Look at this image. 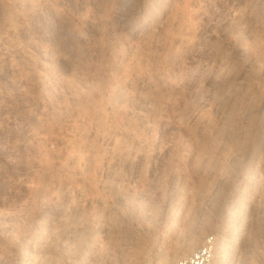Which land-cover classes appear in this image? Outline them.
Here are the masks:
<instances>
[{
	"label": "rangeland",
	"instance_id": "obj_1",
	"mask_svg": "<svg viewBox=\"0 0 264 264\" xmlns=\"http://www.w3.org/2000/svg\"><path fill=\"white\" fill-rule=\"evenodd\" d=\"M208 234L264 264V0H0V264Z\"/></svg>",
	"mask_w": 264,
	"mask_h": 264
},
{
	"label": "built area",
	"instance_id": "obj_2",
	"mask_svg": "<svg viewBox=\"0 0 264 264\" xmlns=\"http://www.w3.org/2000/svg\"><path fill=\"white\" fill-rule=\"evenodd\" d=\"M216 245L217 237L208 234L196 249L177 260L176 264H213Z\"/></svg>",
	"mask_w": 264,
	"mask_h": 264
},
{
	"label": "bare ground",
	"instance_id": "obj_3",
	"mask_svg": "<svg viewBox=\"0 0 264 264\" xmlns=\"http://www.w3.org/2000/svg\"><path fill=\"white\" fill-rule=\"evenodd\" d=\"M21 2V1H20ZM14 5V4H13ZM77 29V28H76ZM3 34V33H2ZM79 34V33H78ZM73 35V34H72ZM76 36V35H75ZM80 36V35H79ZM6 37V36H5ZM82 39V38H81ZM179 43V42H178ZM78 45V44H77ZM18 47V46H17ZM115 48V47H114ZM21 50V49H20ZM26 50V49H25ZM24 50V51H25ZM114 52V51H113ZM105 64V63H104ZM232 113V112H231ZM231 119V118H230ZM225 121H226V119H225ZM236 125V124H235ZM231 133V132H230ZM112 139V138H111ZM73 154V153H72ZM74 155V154H73ZM131 157V156H130ZM109 162V161H108ZM122 162V161H121ZM109 207V206H108ZM197 243H198V237L197 236H195V235H193L192 234V236L189 238V242L187 243V246H186V248L185 249H183L182 251H185V250H187V249H189V248H192V247H195L196 245H197ZM186 245V244H185ZM216 247H217V245H216ZM220 247V246H219ZM184 248V247H183ZM218 249V248H217ZM181 250V249H180ZM179 250V251H180ZM179 251H177V252H179ZM50 252V251H49ZM181 252V251H180ZM216 252V251H215ZM191 253V252H190ZM189 253V254H190ZM178 254H180V253H178ZM215 256V255H214ZM177 257V253L175 254V255H173V259L172 260H167V261H165V262H163V264H170L175 258ZM183 257V256H182ZM180 259V258H179Z\"/></svg>",
	"mask_w": 264,
	"mask_h": 264
}]
</instances>
